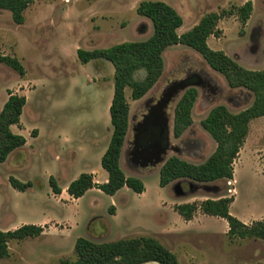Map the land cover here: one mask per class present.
<instances>
[{
  "label": "rangeland",
  "instance_id": "1",
  "mask_svg": "<svg viewBox=\"0 0 264 264\" xmlns=\"http://www.w3.org/2000/svg\"><path fill=\"white\" fill-rule=\"evenodd\" d=\"M142 1L148 0H36L25 11L22 25L15 24L8 11L0 10V56L15 57L25 68V75L20 76L0 63V112L11 94L26 97L21 122L12 131L24 136L28 143L0 163V231H14L23 225L43 228L39 237L10 241V256L0 264H62L77 259L75 243L79 238L108 243L141 237L159 241L180 264H264V241L230 239L225 220L197 212L187 222L175 211L180 204L229 197L234 200L230 207L234 217L248 225L264 219V117L251 122L231 181L205 185L178 180L161 188L159 172L134 167L136 134L131 130L125 171L128 177L140 175L136 178L145 185L144 194L125 189L114 197L93 191L77 202L67 194L57 197L50 187L52 175L59 177L58 186L65 187L71 177L83 173V162L65 164V137L74 140L89 135L93 131L89 123L97 124L106 145L113 131L110 103L114 67L103 60L82 64L77 50L93 51L148 39L153 33L152 23L136 13ZM157 1L171 5L179 14L182 10L183 29L187 32L196 23L190 21L188 10L198 19L242 6L249 0H187L182 7L180 0ZM251 1L253 11L246 25L242 26L236 15L223 18L218 24L220 37L210 36L209 47L224 52L246 69L261 71L264 0ZM163 58L162 77L141 101H133L127 89L131 115L134 122H140L147 107L154 105L167 89L177 88L168 111L171 150L166 160L177 156L200 164L216 149L201 122L219 105L232 113L247 109L254 95L244 88L231 89L224 76L189 47L172 46ZM144 76L139 72L135 78L142 80ZM191 84L198 91L193 125L176 138L175 107ZM56 151L63 160H55ZM99 168L105 172L101 164ZM11 177L31 182L32 187L19 192L10 185ZM177 182L185 195L175 194Z\"/></svg>",
  "mask_w": 264,
  "mask_h": 264
},
{
  "label": "trees",
  "instance_id": "2",
  "mask_svg": "<svg viewBox=\"0 0 264 264\" xmlns=\"http://www.w3.org/2000/svg\"><path fill=\"white\" fill-rule=\"evenodd\" d=\"M35 1L0 0V10L8 11L14 23L22 25L25 22V11ZM252 11L253 3L249 0L230 10L209 13L190 31L180 35L178 29L183 25V18L176 9L162 1H142L136 13L152 23L153 33L148 39L93 51L77 50L82 64L103 60L114 67V94L110 106L113 131L109 146L101 159V166L109 176L108 181L98 185L91 174L83 173L68 186L67 193L70 197L80 199L94 188L109 196H115L125 187L136 194L144 193L143 182L136 177H127L120 167L130 120V105L125 91L127 88L131 90L133 101L143 99L164 73V52L177 45L195 50L214 71L224 76L231 89L244 88L250 91L254 95V101L250 107L239 113H232L223 105L213 108L201 122V126L215 141V151L200 164L190 163L177 156L170 157L160 169L159 185L167 188L178 180L205 185L220 180H233L234 163L249 134L250 124L254 119L264 117V69H246L224 52L211 49L207 41L210 36L220 37V20L236 15L242 26H245ZM240 33L243 34V31ZM0 63L20 76L25 75L24 66L15 57L0 56ZM139 72L145 73L142 80L135 78ZM191 85L184 90L175 107L173 133L176 138L181 137L193 125L192 111L198 91ZM26 105L25 96L11 94L0 112V163H5L12 153L23 149L27 144L24 136L12 131V127L19 126ZM35 133L33 131L32 135ZM9 182L19 192H25L32 187L31 182L24 183L13 177ZM49 184L55 195H61L62 190L54 177H50ZM233 202L229 197L207 199L200 204L177 205L175 211L187 222L197 212L225 220L230 239L264 241V219L250 225L245 224L231 215L230 207ZM114 209L112 206V210ZM42 233L43 228L37 225H23L14 231H0V260L10 256V241H24L39 237ZM75 252V261H63L62 264H180L175 254L150 237L108 243H94L79 238L75 243Z\"/></svg>",
  "mask_w": 264,
  "mask_h": 264
},
{
  "label": "crops",
  "instance_id": "3",
  "mask_svg": "<svg viewBox=\"0 0 264 264\" xmlns=\"http://www.w3.org/2000/svg\"><path fill=\"white\" fill-rule=\"evenodd\" d=\"M149 1V0H148ZM152 1H157V0H152ZM185 2V4H187V0H180V6L182 7L183 3L182 2ZM171 6V5H170ZM182 10H180V15L182 16ZM188 14H189V17H190V21L195 23L193 27H195L199 22L200 20L205 16V15H202L201 17H199L198 19L195 18L196 15L192 12V10H188ZM207 15V14H206ZM183 18V17H182ZM184 18H183V25H184ZM183 25L182 27H180L178 29V33L181 34H184L186 33L183 29ZM192 27V28H193ZM190 28V30L192 29ZM189 30V31H190ZM188 32V31H187ZM209 39H211V37L208 38V45L209 44ZM155 87V86H154ZM128 89V88H127ZM127 89L125 92H127ZM184 89V88H183ZM114 94V92H113ZM112 99H113V96L111 98V102H112ZM142 100V99H141ZM139 100V101H141ZM110 106H111V103H110ZM143 119H144V115L142 117V120L138 123L134 122L133 120V116L131 115V112H130V120H129V129H128V134H127V138H126V141H125V144H124V147L122 149V153H121V158H120V167L122 169V171L125 173V175L127 176L126 174V171H125V164H126V159H127V143H128V139H129V134L131 132V130H133L135 133H136V128L137 126H139L140 124H142L143 122ZM170 124V123H169ZM89 126L92 127V132L88 135L87 133L80 136V138H76L74 140H71L69 139L68 137H65V142H64V145L67 146V150H66V157H64V162L66 165H76L78 164L80 161L83 162L82 163V166H83V170L82 172L83 173H87V174H91L94 178V182L98 185H101V184H104L108 181V173L106 172H103L100 168H99V164H101V159L103 157V155L105 154L108 146H109V143H110V139H111V136H112V133H111V136H110V139H109V142L106 144V145H103V142H102V139H101V131L99 129V126H97V124H95V126H91V124L89 123ZM87 127L84 129V131L86 130L87 131ZM96 131V132H94ZM59 139H61V136H58ZM28 145V143L26 144V146ZM68 145H70V147H68ZM25 146V147H26ZM135 148L133 150V153H132V163L134 165L135 168H140L142 171H145V170H148V169H153V171H156V172H159L160 173V169L162 167V165L165 163L166 161V155L164 157V162H161L159 164H157L156 166H151L149 164L146 163L145 159L142 160V164H137L135 162V159H134V154H135ZM145 151V150H144ZM143 152V151H142ZM141 152V153H142ZM90 158V159H89ZM89 159V160H88ZM55 160L56 161H61L63 160V156H60L59 155V152L56 151L55 153ZM93 161V162H92ZM161 166V167H160ZM102 167V166H101ZM141 172V171H140ZM139 172V174H140ZM82 173V174H83ZM81 175V173L79 175H75L73 177H71L67 183H66V186L65 187H60L59 188L62 190V193L61 195H56L57 197H63L65 194L68 195L67 193V188L68 186L70 185V183L74 180H76L79 176ZM56 180L59 178L57 175H52ZM137 177L140 176V175H136ZM136 176H131V177H136ZM99 177L103 179V181H100L99 180ZM128 177V176H127ZM58 183V182H57ZM180 183V182H177V184ZM176 185V184H175ZM169 187V186H168ZM125 189H128L127 187H125L124 189L122 190H125ZM121 190V191H122ZM93 191H96V192H101L100 190L94 188L90 191H88L87 193H90V192H93ZM146 192V188H145V191L144 193ZM86 193V194H87ZM119 193V192H118ZM117 193V194H118ZM143 193V194H144ZM85 194V195H86ZM116 194V195H117ZM84 195V196H85ZM115 195V196H116ZM142 195V194H141ZM69 196V195H68ZM114 196V197H115ZM70 199H72V201H80L82 200V198L80 199H74L72 197L69 196ZM113 207L115 208L116 206L113 205ZM245 224H247L246 222H244Z\"/></svg>",
  "mask_w": 264,
  "mask_h": 264
},
{
  "label": "flooded vegetation",
  "instance_id": "4",
  "mask_svg": "<svg viewBox=\"0 0 264 264\" xmlns=\"http://www.w3.org/2000/svg\"><path fill=\"white\" fill-rule=\"evenodd\" d=\"M170 88L160 97V99L151 107H147V112L144 114L142 124L136 128V140H135V154L134 159L138 164H142V160L145 156L141 153L144 150L152 148L153 144L159 139L160 130L162 127V114L168 119V129L170 123V115L168 114L170 104L175 100V96L178 94V89L175 88L173 91ZM177 89V90H176ZM181 89V88H180ZM183 89V88H182ZM168 101L167 107H163V103ZM148 106V105H147ZM164 108V109H162ZM170 131V130H169ZM169 135L164 139L163 145L165 147V155L167 156L171 150L170 145V132Z\"/></svg>",
  "mask_w": 264,
  "mask_h": 264
},
{
  "label": "water",
  "instance_id": "5",
  "mask_svg": "<svg viewBox=\"0 0 264 264\" xmlns=\"http://www.w3.org/2000/svg\"><path fill=\"white\" fill-rule=\"evenodd\" d=\"M167 104H168V101H165L163 103V107L166 108ZM168 132H170L168 129V119L165 117V114L163 113L162 114V127L160 130L158 141L153 144L151 149L145 150L142 152V154L145 156V161L147 164L151 166H156L157 164L164 162L165 147L163 145V141L169 135ZM190 186H192V184H190ZM175 194L177 196L185 195L184 191L180 188V183H178L175 187Z\"/></svg>",
  "mask_w": 264,
  "mask_h": 264
},
{
  "label": "bare ground",
  "instance_id": "6",
  "mask_svg": "<svg viewBox=\"0 0 264 264\" xmlns=\"http://www.w3.org/2000/svg\"><path fill=\"white\" fill-rule=\"evenodd\" d=\"M156 264V263H155Z\"/></svg>",
  "mask_w": 264,
  "mask_h": 264
}]
</instances>
